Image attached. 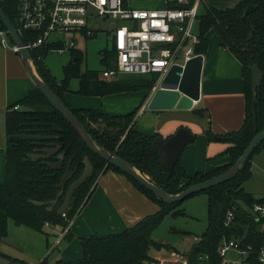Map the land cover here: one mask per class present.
I'll return each mask as SVG.
<instances>
[{
	"label": "trees",
	"instance_id": "1",
	"mask_svg": "<svg viewBox=\"0 0 264 264\" xmlns=\"http://www.w3.org/2000/svg\"><path fill=\"white\" fill-rule=\"evenodd\" d=\"M124 2L126 4V0ZM0 4L18 27V0H0ZM249 5L257 6V8L245 15L244 11ZM197 21L199 43L195 46L196 53L205 54L207 52L208 32L215 29L221 45L228 48L242 63L246 116L239 129L223 135L231 137L227 140L230 145L217 157L229 154L231 162L209 171H197L193 175L188 174L182 164L183 152L173 170L164 166L159 151L153 145L155 137L160 134L147 135L138 131L134 125L136 110L124 115H110L100 108H74L65 99V93L71 91L86 96H105L117 92L150 89L158 79L157 74L104 78L98 70L87 69L82 72L81 62L84 54L82 50L74 47L70 49L71 60L63 66L64 77L59 80L46 64V57L52 52L51 49L59 44L41 45L31 49L32 59L38 73L56 96L85 125L91 137L107 150L129 161L140 172L149 176L151 181L172 194L179 193L193 184L226 171L238 160L256 134L264 128V76L257 91L255 106L251 69L252 65L258 64L264 74V0H239L226 8L208 5L204 12L199 13ZM2 28L7 29L3 23ZM38 36V31H21V38L26 44L36 40ZM94 36H96L95 33L91 37ZM11 41L14 42L12 38ZM115 54L113 47L102 52L101 62L105 67L114 66ZM75 58L78 59L77 62L74 61ZM73 78H79L77 90L71 88L70 82ZM15 105H19L20 108L14 109ZM200 111V109H195V112L202 114ZM255 111L257 112L258 131L255 130ZM56 125L60 127L59 130L55 129ZM5 126L7 134L6 178L0 182L1 233L7 232L9 219L14 220L17 225H25L40 232H44L47 225L65 229L87 203L100 174L108 169L126 174L94 153L73 125L37 87L12 106L6 115ZM28 129L42 134L55 135L56 139L35 145L30 140L15 141L9 138L12 134L25 133ZM206 135L210 141L217 140L215 138L217 134H214L211 128L206 130ZM53 142L58 143L61 150L48 161L58 162L59 155L62 153L65 156L62 168L53 169L43 160L34 161L28 157V154L35 152L37 148L48 147ZM262 148H264V140L256 148L254 154ZM86 156H89L92 161L94 175L75 191L66 215H60L58 209L64 202L72 182L82 175ZM251 158L241 172L231 180L201 191L205 192L208 197V225L200 239L186 254V264H222L223 257L219 249L224 240H236L244 250L251 246L250 252L245 257V263L262 264L259 260V251L264 247V219H256L246 209V206L263 200V197L257 198L246 191L244 186V182L251 175ZM69 164L74 174L65 190L62 191L58 184ZM126 175L137 188L160 206L159 211L145 216L123 232L96 233L82 237V255L77 259L49 260L48 255L39 264H162L158 258L150 255L149 250L152 247L161 249L169 246L156 240L153 233L167 214L174 216L185 214V209L181 207L185 199L168 203L133 177ZM60 193L58 204L52 211L47 209V205L38 206L32 202V200L49 202L56 199ZM229 212H233L234 217L231 224L226 225L225 221ZM235 224L241 228L236 230ZM66 238L72 239L73 234L69 233Z\"/></svg>",
	"mask_w": 264,
	"mask_h": 264
},
{
	"label": "crops",
	"instance_id": "2",
	"mask_svg": "<svg viewBox=\"0 0 264 264\" xmlns=\"http://www.w3.org/2000/svg\"><path fill=\"white\" fill-rule=\"evenodd\" d=\"M172 1L126 0V4L135 9H153L168 7ZM238 1L202 0L199 12H204L208 5L226 8ZM208 39V49L203 54L200 99L190 109L151 110L148 104L154 92L146 89L127 91L119 95L122 98L116 100L125 109L114 114H110L102 105L107 101L108 95L104 98L74 94L71 91L65 93V99L74 108H100L110 115H124L136 110L135 128L147 135L159 133L167 138L182 126L190 128L195 138L182 153V164L190 175L227 165L231 162L230 155H217L225 151L230 145L229 141H210L206 130L211 128L214 134L227 135L243 125L246 116L243 65L228 48L221 45L215 29L208 32ZM10 42L12 43L11 40ZM35 88L21 53L3 46L0 36V182L6 178V115L15 103ZM195 109H200L202 114L195 112ZM88 200V205H84L65 228L67 231L62 227L46 226L58 228L55 230L56 240L51 248V254L56 252L52 260L77 259L82 255V237L99 232L105 234L106 231L107 234L123 232L160 209V206L137 188L126 174L113 169H108L98 176ZM69 233L74 236L70 240L66 238ZM199 239L200 237L194 243ZM166 244H169L170 249L163 247L158 250L152 247L149 250L150 255L158 258L162 264L169 261L172 264L187 263V257L184 258L179 249L170 243ZM230 253L233 259L237 256L241 258L238 260L239 264H246L247 254H237L233 251Z\"/></svg>",
	"mask_w": 264,
	"mask_h": 264
},
{
	"label": "built area",
	"instance_id": "3",
	"mask_svg": "<svg viewBox=\"0 0 264 264\" xmlns=\"http://www.w3.org/2000/svg\"><path fill=\"white\" fill-rule=\"evenodd\" d=\"M201 1L173 0V5L165 8L135 9L128 7L124 0H18L17 29L20 34L26 30L39 32L36 40L25 43L30 50L57 43L59 46L51 51L63 53L74 48L77 39L75 35L66 37V32L78 31L84 37H91L95 30L90 23L95 17L112 18L116 22L111 34L116 52L114 66L106 67L102 75L119 78L128 74H157L154 92L175 64L185 66L197 55L195 46L199 37L194 33V23ZM0 36L3 46L19 52V47L10 42L6 29L0 28ZM19 108V105L14 106V109ZM246 209L256 219H264V197ZM233 217V212H229L226 225L231 224ZM251 248L244 250L238 241L224 240L219 249L222 264H238L229 253L248 254ZM259 260L264 264V247L259 251Z\"/></svg>",
	"mask_w": 264,
	"mask_h": 264
},
{
	"label": "water",
	"instance_id": "4",
	"mask_svg": "<svg viewBox=\"0 0 264 264\" xmlns=\"http://www.w3.org/2000/svg\"><path fill=\"white\" fill-rule=\"evenodd\" d=\"M257 6L249 5L245 9V15L253 12ZM0 20L6 26L8 32L11 35L14 43L19 47V52L21 53L28 73L32 80L34 81L37 88H39L51 104L63 114L66 120L73 125L77 132L81 135L84 141L87 143L88 147L96 154L107 160L109 163L120 168L123 172L133 177L140 184L145 186L148 190L152 191L160 199L168 202L175 203L182 201L193 195L195 193L201 192L207 188L213 187L215 185L221 184L228 180H231L237 176L242 168L246 165L248 160L254 154L256 148L264 140V128L260 130L256 136L250 141L249 145L245 148L242 155L238 160L226 171L217 174L211 178H208L199 183L193 184L183 191L172 194L163 189L162 187L155 184L150 180L149 176H146L139 171L133 164L125 160L123 157L115 152L107 150L105 147L97 143L90 135L89 131L85 125L80 121V119L74 115L73 111L65 105V103L52 91L51 87L44 81L42 76L38 73L34 61L32 59L31 50L25 46L21 35L15 24L6 14L5 10L0 4ZM75 62L78 61L77 58L74 59ZM204 56L202 54L196 55L191 58L186 65L183 67L181 65L175 64L165 77L160 82L159 87L153 93L152 98L149 101L148 108L151 110H162V109H190L195 105V102L200 99V87H201V73L203 68ZM252 69V87L254 91V103L257 104V91L261 86L263 79V71L258 64L251 66ZM255 130H259L257 123V112L255 111ZM28 125V124H27ZM56 130H59V126H55ZM11 140L22 141L30 140L33 144L38 145L43 141L56 139L55 135H47L35 132L34 130L28 129L27 132L21 134H12L9 136ZM195 138L194 133L190 128L186 126L180 127L174 134L164 138L161 135L155 137L153 141L154 147L159 151L161 155V160L164 166L173 170L178 162L179 156L184 151L186 146L190 144ZM218 140H230V136L216 135ZM61 146L58 143H50L48 147L37 148L35 152L28 154V157L34 161L43 160L51 168L57 169L62 168L64 165L65 156L60 154V160L58 162H49L48 160L54 155L60 152ZM85 168L82 175L75 181L72 182L66 197L62 205L59 207L58 212L60 215L66 214L70 207L73 195L75 191L91 176L94 175V166L92 164L89 156L85 157ZM71 164V163H70ZM70 164L63 175L58 187L62 191L65 190L68 181L73 177L74 172L70 168ZM61 193L56 199L49 202L32 200V202L38 206L47 205V209L52 211L58 204V200ZM234 228L238 230L241 228L238 224L234 225Z\"/></svg>",
	"mask_w": 264,
	"mask_h": 264
},
{
	"label": "rangeland",
	"instance_id": "5",
	"mask_svg": "<svg viewBox=\"0 0 264 264\" xmlns=\"http://www.w3.org/2000/svg\"><path fill=\"white\" fill-rule=\"evenodd\" d=\"M115 23L112 18L95 17L90 23V27L95 30L96 36L94 37H84L78 31L66 32L65 36L68 38L76 36L75 48L83 51L82 72L87 69L98 70L102 76V72L106 68L101 62L102 52L113 47L111 33L115 28ZM197 30L198 21L194 23L195 34ZM55 35L65 37L62 34ZM70 60L71 54L69 50L63 53L52 51L46 57V64L57 79L61 80L64 77L63 66ZM132 75L128 74L127 77ZM70 85L73 90H77L79 88V78H73ZM146 90L152 92L153 87ZM72 93L77 94L74 91ZM121 94L124 93L117 92V94L113 93L107 97L106 95L104 96L107 101L103 102L102 105L110 114L125 109L116 100L122 98L119 96ZM250 169L251 175L244 182L245 189L257 198L264 197V148L259 149L252 156ZM207 202L208 197L205 192L191 195L181 204V207L186 211L185 214L176 216L167 214L161 224L155 229L153 237L160 242L170 243L179 249L185 258L194 241L206 231L208 225ZM88 203L89 200L85 206ZM56 229L58 228L46 227L44 232H40L25 225H17L14 220L9 219L7 232L5 234L1 233L0 229V264H39L48 255L49 260H52L56 255V252L51 254L53 242L56 240ZM107 232L104 233L107 234ZM167 248L170 249V246ZM228 256L233 257L231 253ZM234 259L238 261L241 258L237 256ZM169 262H165V264H172Z\"/></svg>",
	"mask_w": 264,
	"mask_h": 264
},
{
	"label": "bare ground",
	"instance_id": "6",
	"mask_svg": "<svg viewBox=\"0 0 264 264\" xmlns=\"http://www.w3.org/2000/svg\"><path fill=\"white\" fill-rule=\"evenodd\" d=\"M17 27V26H16ZM7 30V29H6ZM8 31V30H7ZM9 33V32H8ZM20 34V33H19ZM21 35V34H20ZM198 35V34H197ZM9 36H10V39H11V35H10V33H9ZM196 53V52H195ZM197 55H199V54H202V53H196ZM203 55V54H202ZM204 56V55H203ZM193 58V57H192ZM179 65V64H178ZM184 67V66H183ZM156 91V90H155ZM154 91V92H155ZM152 93H153V91H152Z\"/></svg>",
	"mask_w": 264,
	"mask_h": 264
}]
</instances>
